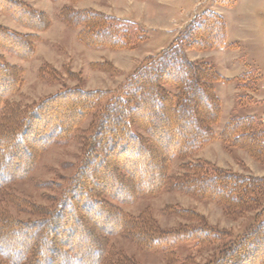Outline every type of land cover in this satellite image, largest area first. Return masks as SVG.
Segmentation results:
<instances>
[{
    "label": "trees",
    "instance_id": "trees-1",
    "mask_svg": "<svg viewBox=\"0 0 264 264\" xmlns=\"http://www.w3.org/2000/svg\"><path fill=\"white\" fill-rule=\"evenodd\" d=\"M0 12L33 30L51 24L47 13L27 2L0 0ZM60 18L80 27L79 41L96 48H133L150 32L139 22L92 8L65 6ZM226 34L220 14L202 12L169 45L125 74L116 88L63 87L32 103L9 98L23 84V69L0 53V264H135L110 245L116 235L174 258L179 244L220 242L204 264H264V177L194 158L215 138L264 157V130L257 115L233 114L217 134L221 100L216 83L229 79L213 63L193 62L186 55L188 48L228 47ZM38 40L37 34L0 26V49L18 58L30 59ZM102 65L117 70L110 62ZM45 66L42 76L56 73ZM86 118L90 122L81 129ZM77 131L79 163L52 205L15 194L13 184L28 177L40 153ZM175 158L178 171L172 173ZM162 190L214 200L232 216L260 210L244 234L233 235L209 225L192 209L174 208V213L198 224L162 230L148 210L132 216L109 201L132 203ZM11 208L28 218L14 215Z\"/></svg>",
    "mask_w": 264,
    "mask_h": 264
},
{
    "label": "rangeland",
    "instance_id": "rangeland-1",
    "mask_svg": "<svg viewBox=\"0 0 264 264\" xmlns=\"http://www.w3.org/2000/svg\"><path fill=\"white\" fill-rule=\"evenodd\" d=\"M16 1L27 2L32 7L44 11L49 15L51 24L41 31L33 30L9 14L0 12V26L39 36L34 55L28 60L0 49V53L5 55L10 63L23 69V84L18 93L9 96L10 99L32 103L54 94L63 87L81 86L89 90L116 88L125 74L144 64L148 56L169 45L196 15L210 11L220 14L226 22V27L228 26V41L231 42H227L229 46L225 48L228 49V56L221 54V48H188V59L193 62L205 60L216 67L219 64L224 68L228 57H232L229 61L235 63L233 67L241 63L244 73L239 85L236 82L238 77L229 78L228 82L216 83L224 84L220 87L225 103L215 130L219 135L233 114L257 115L261 118V128L264 130V0H79L74 3L70 0ZM88 4L91 7L86 8L132 17L162 30L154 32L151 38L149 32L148 38L138 42L133 48L87 46L78 39L81 28L63 22L60 12L65 6L86 9L79 7ZM109 62L119 71L102 65ZM45 65L53 67L56 73L47 72L42 76L41 68L46 70ZM233 90H236L234 97ZM89 122L90 118H86L80 125L81 129L86 128ZM80 132L77 131L65 143L53 144L40 153L38 163L28 177L13 184L14 193L39 205H52V198L59 196L79 163L82 153ZM194 158L206 159L220 168L234 172L264 177V157H253L245 148L227 146L219 138L204 145ZM178 165L179 160L173 159L170 172L176 173ZM102 190L110 192L109 188ZM262 194L264 206V192ZM109 201L132 216H139L145 209L148 210L162 230H170L182 224H198L174 213V208L192 209L209 225L230 231L233 235L244 234L260 210L258 208L232 216L214 200L197 199L167 190L140 196L132 203H118L111 199ZM25 207L24 210L27 209ZM10 210L14 215L28 218L27 213L20 214L14 208ZM89 222L93 224L95 219L90 218ZM110 245L119 253L132 258L135 264H204L214 256L220 242L198 247H194L191 242L179 244L175 249L176 258L170 257L173 254L144 250L119 235L111 237Z\"/></svg>",
    "mask_w": 264,
    "mask_h": 264
},
{
    "label": "crops",
    "instance_id": "crops-1",
    "mask_svg": "<svg viewBox=\"0 0 264 264\" xmlns=\"http://www.w3.org/2000/svg\"><path fill=\"white\" fill-rule=\"evenodd\" d=\"M83 0H81V1H79V2H82ZM86 2H87V0H85ZM78 2V3H79ZM86 7H91V6H89V4L88 5H86V6H83V7H79V8H86ZM106 14H113V15H115V16H117V17H123V18H128V19H131V20H134V21H136V22H139L140 24H142L144 27H146L149 31H150V33H149V38H151V35L154 33V32H156L157 30L158 31H161L162 29H158L157 27H155V26H152V25H149V24H147V23H145V22H142V21H140V20H137V19H135V18H132V17H128V16H123V15H117V14H115V13H111V12H107ZM164 31V30H163ZM228 38H229V31H228V26H227V42L228 43H231L230 41H228ZM226 48H228V47H226ZM220 50V52H221V54L223 55V56H225V57H227L228 56V53H227V50L228 49H225V48H221V49H219ZM229 58H232V57H228V60L226 61V63H225V67L223 68L221 65H219L218 64V70H219V72H220V74L223 76V77H225V78H233V77H239V76H242L244 73H243V67H241V63L239 64H236L237 66H234L233 67V65H235V63L234 62H232V61H229ZM232 71H234L235 73H231ZM220 85H216V93H217V95L219 96V98H220V100H221V113H222V108H223V104L225 103V100H224V97L222 96V94H221V85H224L223 83H219ZM233 97H234V94H235V92H236V90H233ZM217 132V131H216ZM218 134V133H217Z\"/></svg>",
    "mask_w": 264,
    "mask_h": 264
}]
</instances>
